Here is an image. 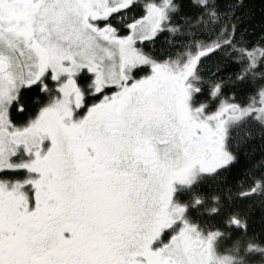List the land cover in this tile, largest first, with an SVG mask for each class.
Here are the masks:
<instances>
[{"label": "snow or ice", "instance_id": "snow-or-ice-1", "mask_svg": "<svg viewBox=\"0 0 264 264\" xmlns=\"http://www.w3.org/2000/svg\"><path fill=\"white\" fill-rule=\"evenodd\" d=\"M217 9L216 0H0V264H210L221 233L204 239L187 205L173 203L174 185L237 163L234 129L264 139V34L248 46L233 21L225 38L193 39ZM181 45L183 63L172 59ZM227 45L225 62L239 70L221 77L218 63L192 88L202 58ZM225 84L237 91L224 97ZM205 87L215 110L197 101ZM21 150L27 159H14ZM249 159L252 183L241 180L238 195L264 196V155ZM225 225L247 231L236 215Z\"/></svg>", "mask_w": 264, "mask_h": 264}, {"label": "trees", "instance_id": "trees-1", "mask_svg": "<svg viewBox=\"0 0 264 264\" xmlns=\"http://www.w3.org/2000/svg\"><path fill=\"white\" fill-rule=\"evenodd\" d=\"M218 5V12L221 13L218 17L205 16L204 19L194 27L192 31L195 33L194 39H203L205 42H210L213 39L225 38L228 33L224 32L220 36L221 27L229 25L231 22H237L236 39L243 35L244 40L248 42V46L260 41V37L264 34V0H243V4L236 7V0H216ZM234 9V12H233ZM185 13L189 10L185 5L182 9ZM179 15L173 17V26L181 24ZM188 24L184 25L183 30H187ZM183 39L187 41L188 35L175 40ZM174 41V42H175ZM264 43V41H260ZM231 45L223 46L221 50L208 56L202 62V69L204 73V80L208 77L209 72L214 69L218 63H224L218 76H224L231 72L235 74L239 70V65L233 63L231 59L225 62V57L222 55L223 51H228ZM188 51L184 46H180L179 57L173 53V60L180 61L179 58ZM196 51L193 45L192 51ZM235 55V53H233ZM246 63V61H245ZM263 67V66H262ZM260 71V69H257ZM206 88V87H205ZM247 85H241L240 91L237 92V100H244V92L249 91ZM237 91V87L225 84L223 88V96L227 97L229 93ZM204 98H209L208 90L206 88ZM27 102L31 100V94L25 97ZM215 110V107L213 108ZM245 127L241 126L233 131L231 138L228 140V147L232 151H238L240 154L239 161L232 164L228 169L223 171L216 180H209L206 184L198 186L190 193L181 192L178 200L179 205H187L186 218L197 222L199 225H204L207 230L201 232L202 236L207 238L210 231L219 230L221 234L216 235L212 240V250L214 258L221 261V264H264V256L249 255L246 251L250 245L255 248H264V196H249L241 198L238 193L242 191L241 180L243 187H247L252 180L249 176L244 174L245 168L250 164V159H256L264 155V139L257 137L253 140L245 138ZM246 141V142H245ZM258 175V173H255ZM185 195V196H184ZM213 196H219V211L214 214H209V209L214 206L212 200ZM197 198L202 199L203 203L193 206ZM198 210V211H196ZM195 211V212H194ZM231 215H236L241 221L247 222V231H243L238 227H228L225 225V220Z\"/></svg>", "mask_w": 264, "mask_h": 264}, {"label": "flooded vegetation", "instance_id": "flooded-vegetation-1", "mask_svg": "<svg viewBox=\"0 0 264 264\" xmlns=\"http://www.w3.org/2000/svg\"><path fill=\"white\" fill-rule=\"evenodd\" d=\"M145 49L146 50H148V44H147V42L145 43ZM195 52L196 51H193L192 52V54L194 55L195 54ZM207 57H205V58H202V61H201V64H200V68L202 67V62H203V60H205ZM185 59H186V57H185ZM185 59H183V60H181V58H179V60L180 61H178L179 63H183L184 62V60ZM177 61V60H176ZM148 72H150V69L149 68H145V73H148ZM202 78H204V73H203V71H200L199 69H198V71H197V73L191 78V80L189 81V83H190V85H191V87L192 88H196V87H199L200 85H201V82H202ZM205 90H206V88H204L203 90H202V94H200V95H198V97H197V101L198 102H203V101H210L209 100V98H204V94H206L207 92H205ZM213 102V101H212ZM209 108L211 109V110H213V104L212 103H210L209 104ZM228 143V142H227ZM18 156L20 157V159L21 158H23V159H27V157L26 156H24V153H23V155H20V153L18 154ZM17 156V157H18ZM226 169H228V168H222V169H220V170H218L213 176H211V177H208V176H206V177H204V178H208L209 180H216L218 177H219V175L223 172V171H225ZM199 180V175H197V177H196V179L194 180V182L191 184V185H182L181 186V184H179V183H177L176 185H174V187L176 188V191H175V194H174V201H173V203L174 204H178V200H179V196H180V193L181 192H187V191H191L192 189H195V188H197L198 186L197 185H199V183L197 182ZM182 188V189H181ZM183 189H185L184 191H182ZM185 196V195H184ZM179 205V204H178Z\"/></svg>", "mask_w": 264, "mask_h": 264}, {"label": "rangeland", "instance_id": "rangeland-1", "mask_svg": "<svg viewBox=\"0 0 264 264\" xmlns=\"http://www.w3.org/2000/svg\"><path fill=\"white\" fill-rule=\"evenodd\" d=\"M164 35L165 36H167V35H170L171 36V39L173 40V42L175 41V40H178V39H180V38H182V36L181 35H179V34H176V35H172V34H167V33H164ZM189 37V36H188ZM196 36H194V37H192L193 39L195 38ZM190 38V37H189ZM181 40H183V39H181ZM194 45V44H193ZM193 45L191 46V51H192V47H193ZM182 54V53H181ZM191 54H192V52H191ZM183 59H185V56H184V54H183V57H182V59L181 60H183ZM264 67V66H263ZM209 100H210V97H209ZM213 101V102H212ZM210 103H212L213 104V106L216 108V106L218 105V103H219V97L218 98H216L215 100H210ZM235 130V129H234ZM233 130V131H234ZM237 130V129H236ZM20 155H23V151L21 150V152H20ZM14 159H16V160H19L20 159V157L18 156V157H15ZM209 181V179L208 178H204V177H201V176H199V180L197 181L198 183H199V185H197V186H201V185H204V184H206L207 182ZM181 186H182V184H181ZM182 189V188H181ZM185 189H183L182 191H184ZM193 190H195V189H192L191 191H187V193H190V192H192ZM196 211H198V210H196ZM195 212V211H194ZM189 221H192V220H190L189 219ZM194 223H197V222H194ZM200 226V229H201V232H206V230H207V228L202 224V225H199ZM204 239L205 240H207L208 239V237L207 238H205L204 237ZM213 240V239H212ZM212 245H213V243H212V241H211V249H210V264H221V261H217V260H215V258H214V253H213V250H212ZM232 264V263H231Z\"/></svg>", "mask_w": 264, "mask_h": 264}]
</instances>
